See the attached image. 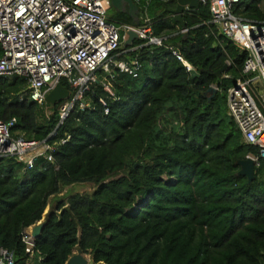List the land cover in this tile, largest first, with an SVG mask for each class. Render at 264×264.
Here are the masks:
<instances>
[{
	"label": "trees",
	"instance_id": "1",
	"mask_svg": "<svg viewBox=\"0 0 264 264\" xmlns=\"http://www.w3.org/2000/svg\"><path fill=\"white\" fill-rule=\"evenodd\" d=\"M134 2L135 19L128 7L111 6L107 16L121 28L118 59L137 58L142 68L137 77L102 73L85 110L77 106L60 122L58 105L47 104L48 116L20 101L22 77H0V118L16 120L12 135L55 146L54 163L42 156L29 170L14 156L0 159V250L12 252L14 264H66L78 249L105 264H264V158L250 183L239 174L238 162L260 151L227 114L246 54L204 23L206 6L183 13L182 33L170 11L175 0ZM234 13L264 21V0H240ZM127 25L166 40L124 47ZM213 84L220 91H209ZM80 183L93 191L56 200L30 255L23 231L42 220L50 197Z\"/></svg>",
	"mask_w": 264,
	"mask_h": 264
},
{
	"label": "built area",
	"instance_id": "2",
	"mask_svg": "<svg viewBox=\"0 0 264 264\" xmlns=\"http://www.w3.org/2000/svg\"><path fill=\"white\" fill-rule=\"evenodd\" d=\"M239 2L199 0L211 14L210 20L204 23L213 25L218 35L235 43L246 54L240 77L227 91V114L241 130L245 142L259 148V156H248L259 166L260 157L264 158V21L236 15L234 8ZM110 7L111 0H0V77H22L26 89L19 95L20 101L44 106L48 116L52 111L47 105V96L64 80L67 86L61 83L71 90V96L57 103L60 122L75 107L82 111L89 107L86 95L102 73L113 78L112 70L118 68L137 77L142 68L139 59H118L121 28L109 21ZM123 28L126 32L135 29L139 38L147 40V45L161 46L166 40L154 35L150 28L128 25ZM188 30L183 28L181 32ZM171 49L189 71L194 69L177 50ZM211 87L215 92L220 91L216 84ZM104 88L114 95L108 84ZM15 122L13 119L6 123L0 118V159L14 156L28 170L42 156L54 163L55 146L46 140L14 137L11 128ZM31 228L23 231V242L30 255L35 247ZM14 262L13 253L1 248L0 264Z\"/></svg>",
	"mask_w": 264,
	"mask_h": 264
},
{
	"label": "water",
	"instance_id": "3",
	"mask_svg": "<svg viewBox=\"0 0 264 264\" xmlns=\"http://www.w3.org/2000/svg\"><path fill=\"white\" fill-rule=\"evenodd\" d=\"M176 8L170 10L174 15L176 20H179L182 23L183 28L186 27L184 20L182 18L183 13L189 9H200L201 5L199 0H175ZM111 6L117 9L118 11H125L126 8H129V14L135 19L136 14L138 12V6L134 2V0H111ZM139 38V33L135 29H130L127 32V39L123 41L124 47L132 45L135 39ZM227 65L224 66L218 73L217 76H221L223 71H225ZM190 74L192 77H197L200 75L199 71L196 69H191ZM209 91L215 92V90L210 87ZM71 96V90L64 87V85L59 82L56 87L48 94L47 102L55 106L58 102H62L68 99ZM240 166L239 174L244 175L248 178V182L250 183L255 176V162L253 158L247 157L244 160H240L238 162ZM46 224V219L41 220L37 224L32 226V234L36 238H38L43 228ZM66 264H105L104 262L95 263L93 258H88L86 254L82 252L81 249H78L66 262Z\"/></svg>",
	"mask_w": 264,
	"mask_h": 264
},
{
	"label": "rangeland",
	"instance_id": "4",
	"mask_svg": "<svg viewBox=\"0 0 264 264\" xmlns=\"http://www.w3.org/2000/svg\"><path fill=\"white\" fill-rule=\"evenodd\" d=\"M112 9L114 10H117L115 9L114 7H111ZM109 10V9H108ZM118 11V10H117ZM124 29V28H123ZM125 31V35H124V38L123 40H126L127 39V32L126 30L124 29ZM48 114L50 113V111L47 112ZM94 189V186L93 185H90V184H87V183H80V184H74L72 186H69V187H66L64 189V191L57 197H50L49 199V204L43 214V219H46L47 216H48V213L57 205V201L61 196H63L64 200H67V198L71 195H74L76 193H88V192H92ZM77 252V250L75 251ZM88 258H92L91 255L89 254H86Z\"/></svg>",
	"mask_w": 264,
	"mask_h": 264
}]
</instances>
